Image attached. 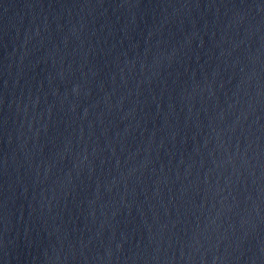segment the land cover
<instances>
[{"label":"water","instance_id":"obj_1","mask_svg":"<svg viewBox=\"0 0 264 264\" xmlns=\"http://www.w3.org/2000/svg\"><path fill=\"white\" fill-rule=\"evenodd\" d=\"M0 264H264V0H0Z\"/></svg>","mask_w":264,"mask_h":264}]
</instances>
